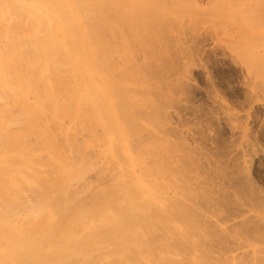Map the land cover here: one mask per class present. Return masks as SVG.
<instances>
[{"label":"bare ground","instance_id":"obj_1","mask_svg":"<svg viewBox=\"0 0 264 264\" xmlns=\"http://www.w3.org/2000/svg\"><path fill=\"white\" fill-rule=\"evenodd\" d=\"M198 3L0 0V264H264V201L239 186L248 219L215 225L222 212L198 181L195 152L172 142L161 119L171 89L129 73L168 57L181 67L185 39L205 33L264 91V0ZM176 67L168 75L180 80ZM84 145L101 160L87 162ZM165 149L170 168L157 156ZM178 156L195 168L178 169ZM217 229L237 255L212 245Z\"/></svg>","mask_w":264,"mask_h":264},{"label":"rangeland","instance_id":"obj_2","mask_svg":"<svg viewBox=\"0 0 264 264\" xmlns=\"http://www.w3.org/2000/svg\"><path fill=\"white\" fill-rule=\"evenodd\" d=\"M194 1H196V0H194ZM197 1L199 2L198 3L199 5H200V3H202V6L206 3L208 5V0H197ZM207 5H204V6L207 7ZM187 21L185 20V23L187 24L186 26H187V28L191 29L190 27H188L189 21L188 22ZM170 22H173V20L170 19L168 22V19H167V21H166V24L168 23L167 27H168V25H169V27H177V25L172 26V24L174 22L172 24ZM187 32H189V30ZM200 35L197 34L196 36H192V37H194V38H190L192 41L189 40L188 38L185 39L186 42L188 41L187 42L188 48L186 47L187 45L186 46L184 45V46L186 47V49H189L188 52L190 51L193 54L192 55L189 52L190 56L188 55L189 57H185L183 59V60L186 59L187 63H185V61L183 63L181 62V64L185 63L184 64L185 67H184V65H182L180 67V65H178L176 63V58L168 57V60L170 58L172 62L175 61L174 63H171L172 67H171V65H169L171 62L169 60L170 62L167 63L166 65H162L163 62H159V63H161V65L158 64L161 66V67L159 66V69H158V65H154V66L150 65V66H147V67H149V69L147 67L146 68L144 67L147 70H142L144 68H135V69L130 68L129 73H131V75L133 73L135 76L139 72V78L141 77V79H139V80L143 81L144 83L145 82H148V83L152 82L154 84L155 82L157 83V80H158L157 84L160 85L163 82L162 85L164 84V86L161 85V88H163V89L166 88V90H163L164 94H168L167 90L169 91L171 89L169 91V94L172 93V97L174 96L173 97L174 102L173 103L171 102L172 106L168 105V108H167L169 111L168 112L169 116H167L168 118H166L165 115H163L161 119L166 124L165 125L166 127L170 126V128H167V129H169V131L168 130L167 131L170 132V134H171L170 139L172 137V140H171L172 142H175V144H176L180 141H184L183 143H185L187 145L180 142V143H178V146L181 144L180 145L181 148L186 146V147H188L187 149L192 148L191 149V150H193V151H191L192 154H193V152H195L193 154V156L195 158L192 156L193 160L192 159L191 160L192 161L196 160V163L195 162L194 163L196 165L197 170L195 169V171H199L200 174L202 173L201 174L202 178L199 175V173L197 174L198 181L199 180H200V182L202 181V184L205 183L206 190L208 192H210L212 190V192L210 194L213 195V193H214L213 197L211 196L212 200L214 199L213 205L217 206L218 210H219V208L221 209V210H219L220 212L216 211L217 209L215 210V212L216 213L222 212L221 213L222 216H221V214H219L220 218H218V215H217V217H215V219L213 218L214 224L219 226L222 223L225 225V227H226V225H229V228H231L232 220H235L236 218H239V220H240L241 217L246 218V216L248 217L250 215V213L248 214L250 207L248 205H246V202L242 199L241 195L237 191L239 186L241 188L245 187L246 189H251L253 193L250 190H249V192L252 194L253 197H255L261 201H264V96H263L264 94L262 95V92H264V91L262 90V92H261L262 87L260 85H258L257 83H255V80H253L254 77L252 75L249 74V76H248L247 69L245 68V66H243L244 64H242L240 62V60L238 62V59L235 56L233 59L232 58L233 55H230L231 52L227 51L228 49L225 46L222 45L223 48H225V49H223V48L221 49V47H222L221 43L219 42L218 44H216L217 41H214V39H212L214 37H211V36L209 37L207 34H206L207 35L206 36L205 33H203V34L200 33ZM185 41H184V43L186 44ZM189 46H190V48H189ZM172 58L174 59V61L172 60ZM163 64H165V63H163ZM173 64H176L178 67H176V65L174 66ZM187 66H189V67H187ZM154 67H156V68L154 69ZM175 67H176V70L178 69V71H180V73L182 72L181 73L182 75H180V80H179V76H178V79L175 80L174 78H177V76L175 77V75H173L174 72H173V74H171V76H172V77L170 76L171 79L176 81L174 84V81H172L169 78V75H170L171 71L175 70ZM162 68L165 70H162ZM170 68L171 69L173 68L174 70H171ZM127 70H126V72H128ZM155 70H158V73L161 70L163 74L160 71V73H159L160 76H159V74ZM133 71H135V72L138 71V72L135 73ZM145 71H146V73H145ZM150 72H152V74ZM154 72L158 76H156L154 74ZM183 73H184V75H183ZM164 74H166V75H164ZM148 75H150V76L148 77ZM137 76H138V74L136 75V77ZM162 76L164 77V80H163ZM158 77H160V78H158ZM142 78H144V80ZM151 78L154 80H151ZM155 78H156V81H155ZM166 79H167V81H166L167 84H165L166 82L164 83V81ZM168 82H170V83L173 82V83H171V85H173V86H168V88H167L166 86L170 84V83L168 84ZM257 86H259V87H257ZM255 88H257V89H255ZM163 99H165V98H163ZM163 99H162V101H163ZM165 100H168V99H165ZM168 101H166V102H168ZM150 102H152V104L155 103V102L149 100L148 104ZM163 102H162V104L166 103V102H164V103ZM158 103H160V102H158ZM152 104H150V105H152ZM169 104H170V102H169ZM150 105H148V106H150ZM161 105L160 104L157 105V103H156L152 107L157 109V108H160ZM165 106L167 107V104ZM169 106L173 107V108H170ZM165 114H167V112H165ZM164 119L165 120L167 119V120L165 121ZM172 130H173V132H172ZM243 133H244V136H243ZM85 137L88 138V140H86V141L90 142L88 135ZM174 140H176V141H174ZM84 143H85V141H84ZM104 143L105 142H103V146H101V147H103L102 149L105 148ZM101 145H102V143H101ZM136 145H135V148H136ZM84 146H85L84 148L86 150L88 149L87 151L89 152L90 147L86 148L87 146L86 145H84ZM151 146H153V147H151ZM151 146L149 147L150 149L155 148V146L153 144ZM158 147H161V145ZM186 147H184V148H186ZM147 148H148V146H147ZM102 149H100V150H102ZM86 150L84 151L85 152L84 159L87 160V162H88V158L91 160H96V159L101 160V158H95L97 156L95 154H94L95 155L94 156L91 151L89 152L90 153L89 155L91 156L90 157L88 155V152L86 153ZM180 150H182V149H180ZM140 151H142L143 155H145L144 158L149 157L146 154L147 153L146 149L145 150L141 149ZM140 151H138V152H140ZM151 151H152V149H151ZM153 151H154V149H153ZM160 151L161 150H159V152ZM166 151L167 150L165 149L164 156H163V154H159V153L157 154V156L162 155L158 158L164 157V159L163 158L160 159L161 161L158 159L159 162H162L165 165L164 168H166V166L171 164V162L173 163V164H171V166L174 165V161H171L169 163V160L167 158H165ZM178 152H180V151H177V153ZM183 152H184V150H182V152L179 155H183L184 154ZM185 154L183 156H186ZM86 156L88 158H85ZM92 157H94L95 159ZM98 157H100V156H98ZM185 159L186 158H183V161ZM172 160H175V158ZM154 161H155V163H158L156 160H154ZM183 161L181 160V158L179 161H177L178 163L182 162V163H180L182 166H180V164H178L176 162L177 163L176 166L178 167V169L183 167V168H181L182 170L180 169L181 171H183V169L186 170L188 165H189L188 163L190 162V161L187 162V160H186L184 163ZM198 161H199V163L197 164ZM165 163H167V164H165ZM194 163L190 162V164H193V168H195ZM157 165L160 167L164 166V165L162 166L160 163ZM201 165L203 166V168L201 167ZM211 165H212V167H211ZM216 165H217V167H216ZM154 166H156V165H154ZM154 166H153V163H150V168H153ZM171 166L169 165L168 168H170ZM219 167H221V169ZM206 169H209V170H206ZM218 169H219V171H218ZM229 169H230V171H229ZM204 170H206V171H204ZM232 170L234 171V173ZM213 171H215L216 173H214ZM218 172L219 173L223 172V173L219 174ZM231 172L233 175L236 174V178H237L236 184H239V185L236 186L235 183H233L234 185L229 184L230 178L228 180V176L231 175L230 174ZM239 172L245 173V174L243 173V175H242L243 178L241 176V173H239ZM206 173H208V174H206ZM212 173H214L215 175ZM219 175H220V177H218ZM222 175H223V177H221ZM88 176L89 175H87V177L84 176V179L85 178L88 179ZM107 176H109V175H107ZM199 177H200V179H199ZM229 177H231V176H229ZM205 178L208 179L209 182H207ZM212 178H214V179H212ZM218 178H219V181L223 180V181L219 182L221 185H223L221 188H223L225 186L224 184H226L224 189H221L220 187H218V186H221L220 184H218V182L214 183V181H217L216 179H218ZM226 179L228 180V182H227L228 184L226 183ZM241 179L242 180L244 179V181H242ZM246 180L249 183L246 182ZM212 182H213V184H209ZM221 182H223L224 184H222ZM245 183L247 184V186ZM214 184H216L217 187ZM205 185L203 186L204 188H205ZM212 186H215V188ZM240 187H239V190H241ZM209 188L211 189L210 191L208 190ZM207 191H206V193L209 194ZM216 192H218V193H216ZM210 194L208 196H210ZM217 195H219V196L223 195L224 197L222 196L221 198L222 199L224 198L226 201L223 199L224 200V202H223L222 199ZM218 198H220V199H218ZM217 199H218V202L216 201ZM220 200H221V202H219ZM213 205H211L212 209L215 207V206L213 207ZM227 206L228 207L230 206V207L228 208ZM212 211H214V210H211L210 212H212ZM210 215H211V213H210ZM215 216H216V214H215ZM213 217H214V214H213ZM216 219H217V222H215ZM246 219H248V218H246ZM217 232H218V229L216 231V235H218L217 240L218 239L219 240L216 243H212V245L215 244V247H217L218 245L220 247L221 243L223 245V243L225 241L228 242L229 240L227 239L228 236L221 234V232H220V234H221V236H220L219 232L218 233ZM222 236H225V237L223 238ZM238 241H239L238 246H240V244H242V245L248 244L245 241V239H242V241H240V240H238ZM227 242H225L223 246L221 245L220 248H224L226 246L224 248L225 251L223 250V253H226V255L223 257L230 258L231 257L230 254H232V253L236 254L237 251L235 248H234L235 251H234V249L232 250L231 248H233L235 246L232 245L233 247L232 246L229 247L227 245ZM217 243H218V245H216ZM227 246L229 247V249ZM236 248H237V245H236ZM238 249H239V252H240V249L244 250L243 246L238 247L237 250ZM230 250L234 251V252H231ZM238 260H239V258H238Z\"/></svg>","mask_w":264,"mask_h":264}]
</instances>
